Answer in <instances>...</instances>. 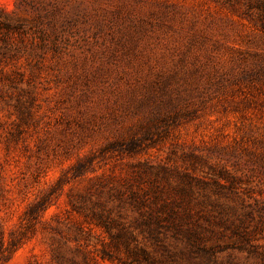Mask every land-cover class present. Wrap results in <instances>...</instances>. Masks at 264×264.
<instances>
[{"label":"rangeland","instance_id":"374dc122","mask_svg":"<svg viewBox=\"0 0 264 264\" xmlns=\"http://www.w3.org/2000/svg\"><path fill=\"white\" fill-rule=\"evenodd\" d=\"M0 230V264H264V0H0Z\"/></svg>","mask_w":264,"mask_h":264},{"label":"trees","instance_id":"16d2710c","mask_svg":"<svg viewBox=\"0 0 264 264\" xmlns=\"http://www.w3.org/2000/svg\"><path fill=\"white\" fill-rule=\"evenodd\" d=\"M158 195H155V199L157 200ZM155 211V212H154ZM150 211V218L154 219L156 222V226L160 227L161 220H166L170 223L174 228L182 225L183 222L186 221L187 218L191 215L189 206L184 204H179L176 201L172 203L163 202L158 205L155 209ZM163 214V216H162ZM5 246V238L4 233L0 230V253L3 251ZM131 255H136L135 252H131ZM143 257H148V253H143ZM153 259V258H150ZM151 264H154V261H151Z\"/></svg>","mask_w":264,"mask_h":264}]
</instances>
